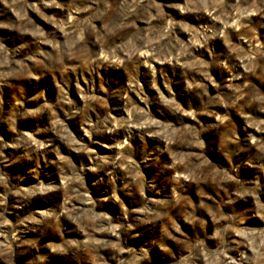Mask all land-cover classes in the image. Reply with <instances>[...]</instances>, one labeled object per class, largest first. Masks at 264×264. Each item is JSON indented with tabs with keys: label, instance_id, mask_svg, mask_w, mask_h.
<instances>
[{
	"label": "rangeland",
	"instance_id": "1",
	"mask_svg": "<svg viewBox=\"0 0 264 264\" xmlns=\"http://www.w3.org/2000/svg\"><path fill=\"white\" fill-rule=\"evenodd\" d=\"M0 264H264V0H0Z\"/></svg>",
	"mask_w": 264,
	"mask_h": 264
}]
</instances>
